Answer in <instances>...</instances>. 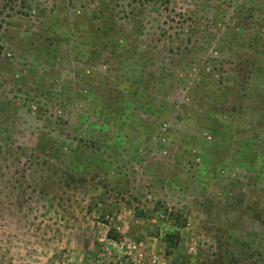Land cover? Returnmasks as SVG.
Listing matches in <instances>:
<instances>
[{
  "label": "rangeland",
  "instance_id": "1",
  "mask_svg": "<svg viewBox=\"0 0 264 264\" xmlns=\"http://www.w3.org/2000/svg\"><path fill=\"white\" fill-rule=\"evenodd\" d=\"M0 264H264V0H0Z\"/></svg>",
  "mask_w": 264,
  "mask_h": 264
}]
</instances>
